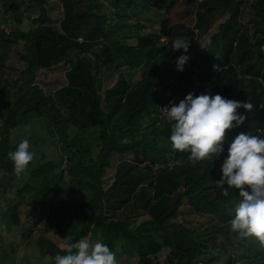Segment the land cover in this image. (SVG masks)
<instances>
[{
	"label": "trees",
	"instance_id": "obj_1",
	"mask_svg": "<svg viewBox=\"0 0 264 264\" xmlns=\"http://www.w3.org/2000/svg\"><path fill=\"white\" fill-rule=\"evenodd\" d=\"M44 1L0 0L1 10L12 21L10 30L0 21V199H16L8 211L20 236L28 239L36 229V225L27 227L23 219L21 210L28 205L31 212L27 216L37 217L44 225L53 217L61 225L70 221L83 224L77 238L59 244L44 234L39 236L36 244L45 264H52V256L81 237L107 244L117 264H207L211 253L225 251L226 245L231 248L225 251L227 264H236V255L242 260L241 248L233 245L243 246L249 237L239 236L229 225L238 190L228 189L225 196L218 188L216 196L208 198L201 193V184L211 175L220 177L227 142L237 133L264 136V86L259 80H264V0L252 3L259 25L235 38L230 60L225 50L228 20L208 41L201 62L190 55L194 43L212 17L224 12L232 15L240 0H170L168 5L167 0H61L59 28L45 22L40 4ZM107 1L137 20L115 17L109 5L107 11ZM152 8L164 12L157 30L148 12ZM80 37L84 42L77 40ZM177 38L189 43L183 71L172 64L183 51L170 49ZM19 45L21 50H16ZM71 50L80 53L75 62H68ZM85 52L93 53L94 60L83 56ZM12 53L20 68L8 63ZM61 63L69 64L71 80L79 89L70 96V103L63 102L64 108L37 83L40 70ZM215 63L224 69L212 71ZM201 64L203 70L197 76L194 68ZM178 72L190 86L194 80H206L204 92L252 104L251 110H236L245 119L226 130L224 151L212 161H180V151L171 149L170 125L158 105L170 100L166 95L170 86L179 96L175 102L183 99L184 86L175 82ZM35 119L43 120L49 130L63 123L76 130L69 139L51 140L54 148L48 145L47 151L39 152L35 167L30 162L16 176L7 153L15 148L16 129ZM86 130L90 139L84 143ZM54 131L49 132L52 137ZM113 154L131 159L116 164L113 181L105 189L103 176L112 166ZM186 197L193 204L187 211L209 214L216 223L180 219L187 213L182 210ZM139 213L149 219L131 230V218ZM23 227L27 228L25 234ZM162 252L165 256L160 260Z\"/></svg>",
	"mask_w": 264,
	"mask_h": 264
},
{
	"label": "clouds",
	"instance_id": "obj_2",
	"mask_svg": "<svg viewBox=\"0 0 264 264\" xmlns=\"http://www.w3.org/2000/svg\"><path fill=\"white\" fill-rule=\"evenodd\" d=\"M188 47V41L181 38L171 43L173 51L183 50L175 61L178 71H183L189 59ZM241 107L251 110L252 104L208 92L199 95L189 92L179 102H170L162 109L170 125L168 140L171 149L187 152L188 160L193 163L212 161L215 155L224 151L226 130L238 127L244 121V115L236 111ZM227 143V155L220 166L221 175L216 186L225 196L228 189L238 190L239 200L233 205L230 229L241 237L255 238L264 247V136L241 132ZM33 155L29 141L21 139L14 150L7 153L13 174H23ZM51 262L117 264L107 244L99 240L91 242L84 237L62 247L51 257Z\"/></svg>",
	"mask_w": 264,
	"mask_h": 264
},
{
	"label": "rangeland",
	"instance_id": "obj_3",
	"mask_svg": "<svg viewBox=\"0 0 264 264\" xmlns=\"http://www.w3.org/2000/svg\"><path fill=\"white\" fill-rule=\"evenodd\" d=\"M31 0H26V4H29ZM254 0H240L239 5L236 7L235 12L231 15L228 12H224L220 15H216L212 17L207 25L206 30H204L201 34L199 39L194 43L191 56L195 58L198 62H201L199 59L202 54L207 49V43L210 40V38L219 32L220 27L222 24H224L226 21L229 20V23L226 24L225 30L227 31V35L225 36V50L227 52V58L230 60L229 55L231 52L232 44L234 46V40L235 38L240 34L244 35L247 33H251L256 26L259 25V21L256 18L254 11L252 9V3ZM170 3V0H167V5ZM44 9V13L47 16V22L49 25L54 26L56 28H59V21L62 14V7H61V0H45L44 2H40ZM111 8V11L108 8ZM107 11L112 12V14L116 16H123L124 18H129L131 21H135L136 16L133 14H127L124 10H119L115 8L113 5L108 4V1L106 3ZM152 16V23L154 22L153 28L154 30H157V28L160 26L159 20L164 14V12H157L153 8L148 11ZM39 11L34 13V17L38 18ZM0 21L3 23V26L6 30H10L12 21L10 17H7L6 14L1 10L0 6ZM225 31V32H226ZM165 39V38H164ZM132 42L133 41H129ZM22 45H19L16 50H21ZM80 56V53L78 50H71L68 52V62L72 61L75 62ZM228 60V61H229ZM230 62V61H229ZM8 63L11 65L16 66L17 68H20V64H18V58L15 53L11 54V57L8 60ZM174 66L176 65L175 62L172 63ZM200 64V63H199ZM159 67H162V63L158 62ZM200 67L195 70L196 75L200 76L201 71L203 70V65H199ZM70 67L69 64L61 63L57 66H54L49 69H42L38 73V80L37 83L39 86L45 91L46 94L53 95L57 103L60 107H63V102L65 104L70 103V96H73L75 93L78 92V87L76 84L71 80L70 73H69ZM95 73V69L93 70V74ZM178 76L175 79L176 84H179V86H184V89L181 90V95L183 96L187 90L189 89V81L184 79L182 74L180 75V72H178ZM216 75V74H215ZM214 76H212L211 80H214ZM99 83L101 84L102 78L101 75H99ZM100 84H98L100 86ZM217 84V82H215ZM187 89V90H186ZM69 95V96H68ZM102 96V95H101ZM103 99V97H101ZM102 107L105 108V104L102 101ZM93 114H97L95 111ZM158 126H161V123L158 124ZM54 134L52 137V134L49 133L50 131ZM49 130L47 129V126L43 120H32L31 123H28L27 125H23L16 129V136L13 137L14 143H18L21 139H27L30 144V150L33 152V160L31 161V167H35L39 163V152L44 151V149L49 145L51 148H54L53 144L51 143V140L53 139H69L75 132V127L68 125L67 123H63L56 129ZM89 131V130H88ZM83 142L87 143L90 139L87 137V130L86 132L83 131ZM45 140L43 141V139ZM42 141V143H41ZM91 141V140H90ZM40 143V144H39ZM50 148V149H51ZM47 151V149H45ZM61 153H63L62 150H60ZM49 153H51V150H49ZM178 160L184 161L188 157L187 152H179L178 154ZM130 156H117L116 154H113L111 158L112 166L108 168L105 172V175L103 176V184L105 185V188L110 185V182L113 180V176L115 173V166L117 163L123 161V160H130ZM65 160V159H64ZM219 179V177L211 175L207 182L201 184L202 190L201 193L205 194L208 198H214L217 194L218 187L216 186V180ZM48 188L50 186H47ZM73 188L74 193H78L74 187ZM184 189L181 188V191ZM39 194V193H38ZM195 194V193H194ZM193 194V195H194ZM34 198H31L33 200ZM16 199L8 198L2 202V205H0V264H39V248L36 244V240L39 238L40 235L44 234L49 237H51L53 240L60 243L62 240L59 239L58 233L61 232L60 227L62 226L60 223V227H57L59 224H56L57 217L51 218L48 225L41 224V227H36L33 234L30 236V238H24L23 235L20 236V229L14 228V225L9 219V208L13 204V202ZM186 204L183 206L182 210H185L187 213L181 215L180 219L187 218L189 220H193V223L195 224H202L203 222L205 225H212L216 223V220L213 218V216L207 214V215H201L200 212L194 210V211H187L190 209H193L192 207V201L189 197L185 198ZM23 214V219L26 220V222H30L32 218H36L35 216H27V214H30L31 207L25 206L21 210ZM60 216V215H59ZM149 217L145 213H139L134 214L131 218L130 222V229L134 230L141 222L148 220ZM54 222V224H53ZM49 226V227H48ZM53 226V227H52ZM28 227V225H27ZM56 228L55 231L52 232L51 229ZM26 227H23L24 234L26 233ZM219 240H221L219 238ZM66 241V240H65ZM64 241V242H65ZM97 241V240H95ZM242 243V242H241ZM218 244V243H217ZM220 244V243H219ZM239 243H234L233 247L235 249L241 248L240 253L243 255V259L239 260V255H236V262L241 264H264V247H261L259 242L253 238L249 237L248 239L244 240L243 246L238 245ZM251 245V247H249ZM220 245H218L217 248H219ZM238 247V248H237ZM225 251L230 250L229 245L224 246ZM9 254H8V252ZM220 251L216 250L213 253H211V258L209 263L207 264H227L228 260V251ZM165 256V253L162 252L158 255V259H163ZM248 257H252L249 261ZM254 259V260H253ZM201 264H205L204 262H201Z\"/></svg>",
	"mask_w": 264,
	"mask_h": 264
},
{
	"label": "built area",
	"instance_id": "obj_4",
	"mask_svg": "<svg viewBox=\"0 0 264 264\" xmlns=\"http://www.w3.org/2000/svg\"><path fill=\"white\" fill-rule=\"evenodd\" d=\"M199 1H204V0H199ZM80 43L84 42L83 38H78L77 39ZM162 41H165L164 38H162ZM83 56H86L87 58H89L90 60H94V55L93 53L91 52H85L82 54ZM230 64H228L226 67H228ZM225 67V68H226ZM196 70V68H194ZM222 69H224L223 66H219L218 64H213L212 66V71L214 72H219L221 71ZM239 77H241V75H239ZM247 78H250L249 76ZM262 83V85L264 86V80L262 79H259ZM206 84H207V81L206 80H194L192 83H191V86L189 88V90L182 96V98L189 92H192L194 95H199L201 93L204 92V89L206 87ZM166 95L167 97H169V101L164 103H159L158 105V111L160 112L161 115H165V111L162 109L164 107H167L169 105L170 102H175L179 97L176 96L174 93H173V90L171 89V86L166 90ZM261 131V130H260ZM65 159V163H66V158ZM44 221H40L37 217L36 218H32L30 222H28V226L30 225H36V227H41V224H43ZM236 264H239V263H236Z\"/></svg>",
	"mask_w": 264,
	"mask_h": 264
},
{
	"label": "crops",
	"instance_id": "obj_5",
	"mask_svg": "<svg viewBox=\"0 0 264 264\" xmlns=\"http://www.w3.org/2000/svg\"><path fill=\"white\" fill-rule=\"evenodd\" d=\"M179 97V96H178ZM118 157H119V155H117ZM113 181V180H112ZM112 181L110 182V185H111V183H112ZM104 185V184H103ZM109 185V186H110ZM109 186H107L106 188H105V185H104V188L105 189H107ZM67 193V192H66ZM72 194H73V192H68L66 195H69V196H72ZM8 199V198H7ZM4 200H6V199H4V198H1L0 199V205H2V202L4 201ZM61 218H62V215H61ZM60 220H62V219H60ZM56 224H59L57 227H60V223H59V220L57 219L56 220ZM82 228H83V224H82V221H70V222H65L61 227H60V230H61V232L60 233H58V237H59V239L61 238L62 240L60 241V243L61 242H64L65 240L67 241V240H69V239H74V238H77L79 235H80V233H81V231H82ZM52 230V232L53 231H55L56 230V228H54V229H51ZM47 236V235H46ZM49 239H51V240H53L51 237H49V236H47ZM65 241V242H66ZM53 242H55V243H57V244H59L57 241H55V240H53ZM39 261H40V263L39 264H45L46 262H45V260H44V258H41L40 256H39Z\"/></svg>",
	"mask_w": 264,
	"mask_h": 264
}]
</instances>
